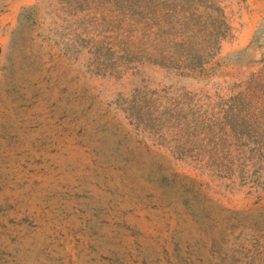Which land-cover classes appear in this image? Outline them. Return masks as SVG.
Segmentation results:
<instances>
[{
	"label": "rangeland",
	"instance_id": "rangeland-1",
	"mask_svg": "<svg viewBox=\"0 0 264 264\" xmlns=\"http://www.w3.org/2000/svg\"><path fill=\"white\" fill-rule=\"evenodd\" d=\"M0 264H264V0H0Z\"/></svg>",
	"mask_w": 264,
	"mask_h": 264
}]
</instances>
